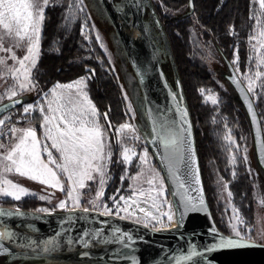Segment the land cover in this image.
<instances>
[{
	"label": "trees",
	"instance_id": "trees-1",
	"mask_svg": "<svg viewBox=\"0 0 264 264\" xmlns=\"http://www.w3.org/2000/svg\"><path fill=\"white\" fill-rule=\"evenodd\" d=\"M180 1L159 0L155 5L152 2L149 3L150 7L147 9L156 17L159 15V20L163 21L161 28L169 46H172L174 67L167 62L161 63V67L171 88L182 99L187 110L205 196L213 220L220 231L229 234L225 212L219 197L217 179L221 177L229 182L233 199L251 225L255 213L256 192L243 157L238 155L233 167L229 163V150L224 140L226 129H230L235 141L245 150L254 148V144L246 111L237 99L232 85L224 75L223 78L228 82L231 90L221 87L219 79L211 78L212 73H209L210 69L206 60L211 53V46L224 62L231 60L232 50L237 43L234 39L229 38L228 30L231 27L238 32L239 51L243 60V56L248 50L245 40L250 29V0H223L220 6L221 0H193L197 7L195 9L189 7L187 11L177 14L168 10L170 5ZM68 2L60 0L58 3H54V0H50L49 6L45 8V19L40 33L39 58L37 67L33 71V79L37 87L34 91H30L27 98H24V103L36 101L57 81L66 82L79 74L88 72L91 76L87 83L89 96L99 113L104 130L111 138L112 156L109 172L115 175L114 183L116 185L117 175L122 173L123 166L119 146L116 143L115 130L118 125L129 120V115L125 108L121 89L107 58L92 32L88 35L82 32L85 20L86 25L90 26V22L78 10L68 11ZM161 3L165 5L166 12L162 10ZM197 18L199 24H196ZM106 23L110 30L115 31L109 19ZM197 26L202 27L204 30L201 31L207 35L203 42L199 33L196 32ZM178 64H182L181 70L178 69ZM128 66L133 72L129 61ZM207 79L210 81L204 84ZM200 87H210L217 91L220 95L218 104L210 107L203 103L198 92ZM256 108L259 117L264 116L261 105L257 103ZM105 113H107V120L104 118ZM34 121L39 135L40 122L38 118ZM262 126L264 135L263 122ZM147 147L152 157V163L147 165L154 171L156 170L159 176L164 177L150 149L149 138ZM142 166L131 167L128 177ZM164 182L167 185L165 179ZM92 185V182L89 183V187ZM115 185L109 189V192ZM1 204L7 207L16 206L19 209L33 210L42 202L35 197H26L20 200L5 198L1 200ZM43 260L21 254L0 256V264H30Z\"/></svg>",
	"mask_w": 264,
	"mask_h": 264
},
{
	"label": "snow or ice",
	"instance_id": "snow-or-ice-1",
	"mask_svg": "<svg viewBox=\"0 0 264 264\" xmlns=\"http://www.w3.org/2000/svg\"><path fill=\"white\" fill-rule=\"evenodd\" d=\"M253 2L258 3L260 9L264 10V0H253ZM49 3L50 0H0V52L10 53L7 59L14 61L12 66H8L7 60L0 57V79H3L5 75L2 69L7 68V73L14 81V84L8 89L10 103H0V114L8 112L17 104H23L24 114L30 115L38 111L41 116L39 135L34 126L19 128L12 125L5 129V123L10 120V117L5 115L0 118V138L8 136L10 133L15 140L10 148L4 143H0V149L4 150L0 152V194L15 200H20L23 195H34L26 188L3 178V173H16L60 191H65L64 183L67 181L70 185L67 189L68 199L73 201L74 206L79 207V194L74 195V193H78V189H84L87 186V181L94 180V173L100 178V187L96 194L97 200L103 196L104 185L107 182V165L111 162L112 156L111 147L105 142V130L99 122V113L85 91L87 87L85 78L81 77L68 84L57 82L51 89L44 92L41 99L37 100L35 104H24L22 99V93L34 91L37 87L33 79V71L38 63L40 32L45 19V8L49 6ZM259 36L261 39L258 42L264 46V31L259 32ZM254 39H256L255 36L250 37V41ZM8 40L14 43L11 47L5 48L4 43ZM13 47L24 49V55L18 57L13 51ZM261 63H264V59L261 60ZM260 75L261 73H256L257 77ZM254 83L249 78L248 91L254 90ZM237 84L239 85V82ZM261 86L264 87V84ZM18 96L21 98L14 99ZM215 102L213 99V103ZM249 109L251 110L250 103ZM252 116L255 121L254 112H252ZM104 118L107 120V113L104 114ZM109 127H111L110 124ZM125 130L135 131L131 125L124 124L117 129V134H123ZM152 131L155 134L152 142L158 143L164 149L162 162L166 163L167 178L174 182L171 195L179 198L175 205L169 204V211L162 215L167 216L168 221L171 222L173 219L171 210L175 206L179 213L177 221L179 224L183 221L186 213L196 209L193 197L189 195L191 183L193 181L199 183L198 168L193 167L195 163L194 152L188 159H185L182 151L184 139L181 135L165 127L160 129L153 127ZM133 138L139 139L140 137L135 136ZM106 147H108L107 152L105 151ZM135 155L136 153L127 147L123 148L121 152L122 161L125 164H131ZM147 156L148 152L145 149L143 154L139 156L141 164L147 163ZM232 159L235 163V157ZM180 165H183V168ZM139 175L140 173H138ZM135 178L133 177V179ZM157 178H159L158 183ZM164 179V177L159 176V173H156L146 181L149 185L148 189H140L139 191L132 189L131 196L121 195L119 200L112 197L116 208L115 212L107 204L100 205L96 201H91V203L94 208H103L101 215H116L125 219L127 216H121V212L127 213L128 216L134 215L128 210L133 204L138 206L137 201L140 197L144 198V202L151 199L153 201L151 207H157L156 201L161 197H164L163 203H167ZM3 185L8 187H3ZM45 198L44 196L40 197V199ZM121 202H123V206ZM199 203L200 205L204 204L202 196ZM59 207H67V202L61 201ZM83 211L87 213L90 209L84 208ZM139 211L144 212L146 216L151 215L144 208H139ZM233 212L236 213L234 217L236 221L242 224L243 220L240 219L238 210L234 208ZM151 218L156 219L155 216ZM136 221L140 222L138 217ZM144 226L148 227V224L145 223ZM212 231L215 233V229ZM233 233L234 235L231 237L216 234L210 246H204L202 252H197L193 247L190 254L177 258L176 264H185L187 261L198 264L194 258L207 259L208 253L218 250L264 247V245L247 242L236 225H233ZM11 236L12 234L9 232H0V239L11 238ZM83 236L87 237V239L82 238L85 247L89 246L90 242L95 241L97 243L118 242L127 248L130 245L126 241L131 242L133 239L130 234L119 228L113 229L114 241L104 236L103 228L93 232L85 231ZM48 243L52 245L54 241ZM2 252H7V249H0V253Z\"/></svg>",
	"mask_w": 264,
	"mask_h": 264
},
{
	"label": "water",
	"instance_id": "water-1",
	"mask_svg": "<svg viewBox=\"0 0 264 264\" xmlns=\"http://www.w3.org/2000/svg\"><path fill=\"white\" fill-rule=\"evenodd\" d=\"M100 2L140 87L143 109L150 129L149 146L164 174L173 205L179 198L171 195L174 182L167 178L166 163L162 162L163 147L152 142L155 135L152 131L153 127L169 128L172 132L181 135L184 139L182 151L185 159L194 152L193 167L198 168L199 183L195 181L191 183L189 195L193 197L196 209L186 213L177 228L154 230L131 220L104 216L100 214L101 212L93 210L87 213L83 210L37 212L0 205V232L12 234L11 238L0 239V249H7V252L0 253V256L21 254L44 259L41 262L72 259L116 264H176V259L190 254L193 247L197 252H202L204 246L211 245L216 234L223 237L233 236L220 231L211 215L202 183L191 122L182 99L171 88L154 50L143 20L144 4L139 3L134 10L130 0H122L121 11L116 7L114 0H100ZM149 3L147 0L148 8ZM189 3L192 6V0ZM225 64L228 74L224 73V77L232 85L237 99L246 111L256 160L264 173V143H261L264 141V135L255 102L231 62L225 60ZM22 99L24 103V98ZM9 103L10 101L7 100L2 104ZM21 105L23 104H17L9 111ZM252 112L255 113V121ZM4 114H0V118ZM180 167L183 168V165ZM112 181L113 177L110 182ZM201 196L203 205L199 203ZM174 208L178 221L179 213L175 206ZM105 221L107 223H103ZM32 226L36 230L30 229ZM99 228H103L104 236L113 241L114 228L130 234L132 241H126L130 246L125 248L118 242L92 241L85 247L82 238L87 239V237L83 236L84 232H93ZM212 229H215V233ZM245 240L264 245L254 240L246 238ZM49 241H54V244L50 245ZM194 260H197L198 264H209V261L211 264H264V247L218 250L208 253L207 259L194 258ZM185 264H193V262L187 261Z\"/></svg>",
	"mask_w": 264,
	"mask_h": 264
},
{
	"label": "rangeland",
	"instance_id": "rangeland-1",
	"mask_svg": "<svg viewBox=\"0 0 264 264\" xmlns=\"http://www.w3.org/2000/svg\"><path fill=\"white\" fill-rule=\"evenodd\" d=\"M59 1L60 0H54V3H58ZM67 1H69L68 11L78 10L87 17V20L90 22V26L86 25L87 22L85 20L82 27V32L87 35L90 32H92L101 51L104 53L105 57L107 58L110 64V68L114 73L118 85L121 89L122 97L125 102V108L127 114L129 115V120L118 125L115 130L116 143H118L119 141L118 146L120 150V159L123 166L122 173L117 175L118 182L115 185L114 183L115 175L109 172V163H108L107 175H106L107 182L104 185L103 196L100 197L99 200H97L96 194L100 187L99 184L100 178L99 176H96V174L94 173L95 179L92 181H87V186L84 189H78V193H74V195L79 194V198H80L79 207L74 206L73 201L68 199L67 189L70 187V185L67 183V181H65L64 183L65 191H60L58 189H53L39 182L28 179L26 177H22L16 173H3V178L9 179L13 183L26 188L30 193H34V195H23L21 199L26 197H35L39 201H41L42 204L35 206L33 209L34 211L37 212H61V211H70V210H83L84 208H88L96 212H103L102 207L94 208L91 201H96V203L100 205L107 204V206L109 208H112L113 212H115L116 208L112 197H115L116 200H119V197L121 195L125 197L131 196L132 189H136L137 191H139L140 189H144V190L148 189L149 185L147 184L146 181L152 178L155 175V173H157L156 170L154 171L150 166H148L150 163H152V157L150 156L147 147L148 138L150 135V129L143 109V97L137 79L135 77V74L129 69L127 56L120 44L116 32L110 30L107 26L106 22L108 20V17L105 13V10L100 0H82V2H80V0H67ZM158 1L159 0H149L148 3L150 2L151 4L152 2L155 5L156 2ZM222 2L223 0L220 1L219 6L222 4ZM161 7L164 12L167 11L163 3H161ZM206 7H208V5H206ZM117 8L122 11L123 3L121 1L118 3ZM187 8H188L187 4L184 3V0H181L180 2H177L175 4L173 3V5H170V9L168 8V10H171L175 14H177L187 11ZM249 10H250L249 11L250 29L248 31L245 40L248 47L247 53L246 55L243 56L244 58L242 60V55L239 51V44H238L239 35L238 32L234 31L233 28L231 27L228 30L229 38L234 39L237 43L235 44L232 50L230 62L247 89L249 87V78H251V80L255 82L253 86L254 90L249 92L255 102V105L257 103L260 104L262 110L264 111V87L261 86L262 84H264V63H261V60L264 59V46H261V43L258 42L261 39V37L259 36V32L264 31V14H262L264 13V10L260 9L259 4L254 3L253 0H250ZM144 16H145V20H144L145 27L149 33L150 39L152 40V44L157 54L159 62L160 63L167 62L172 64V66L174 67V60H173L174 54L172 51V46L171 47L169 46V43L161 28L162 25L161 22L163 23V21L159 20L160 19L159 15H157L158 17L157 18L153 13L151 14L148 9L146 10ZM196 24H199L198 18ZM197 27L199 29L197 28L196 32L199 33L203 42L207 37V35L205 34V32L201 31L204 30L202 27L200 26ZM252 36H255L256 39L250 41V37ZM13 43H14L13 41L8 40L4 43V47L5 48L11 47ZM13 51L16 53L18 57L24 55V49L22 48L17 49L13 47ZM210 51L211 53L209 54L206 63L208 65V68L210 69L209 73L210 72L212 73L211 78L219 79V85L221 87L223 86L228 90H231L228 82L225 81L223 78L224 73H228V69L226 67L225 62L214 51L212 46L210 47ZM9 56L10 53L8 52H0V57H3L7 60L8 66H12L14 64V61H12L11 59H7ZM177 66L179 70L183 68L182 64H178ZM2 71L5 73V75L3 79H0V103L9 100L8 89L14 84V81L12 80L10 74L7 73V68H3ZM257 72L261 73L260 77L256 76ZM81 77L85 78L86 84L91 78L90 74L87 72V73L79 74L72 80L66 82L65 81L64 82L57 81V82L61 84H68L73 81H76ZM209 81H210L209 79L205 80L204 84H207ZM57 82H55L52 86H54ZM51 87L49 89H51ZM85 91L88 92V84ZM173 91L176 93L174 89ZM198 92L201 95L203 103L208 104L210 107H213L218 104L220 95L218 94L217 91L211 89L210 87H200L198 89ZM29 93L30 91L22 93V97L27 98L29 96ZM42 95L37 100H40ZM213 99L216 101L215 103H213ZM36 101L28 102L24 104H35ZM259 101L261 102L259 103ZM5 115L10 117V120L6 121L5 123L4 126L5 129L10 128L12 125H15L16 127L19 128H24L29 126L35 127L34 119L36 118H38V121L41 124V116L39 112L37 111L30 115L24 114L23 105L20 106V109L16 108L14 110H11L5 113L3 116ZM3 116L1 118H3ZM260 120H261V124L262 122L264 123V116H261ZM99 122L103 126L100 116H99ZM124 124L131 125L135 129V131L133 132L131 130H125L123 134H117V129H119L120 126ZM105 135H106V141H105L106 145H110L111 138L106 131H105ZM135 136H138L140 138L134 139L133 137ZM224 140L229 150L230 165L233 167V165L235 164L233 163V159H232L233 157H235V160L238 157V155L243 157L246 165V169L251 177L253 187L256 192L255 213L253 215V224L251 225L248 222L249 220L242 213V210L239 207V205L233 199L232 193L229 189V182L225 181L221 177L217 179L219 197L225 212V219H226L229 235H234L233 225H236L241 235L244 238L264 244V173L257 163L254 148H249L245 150L237 141H235V138L232 136L230 129H226ZM0 143H4L8 148H10L12 144L15 143V140L11 137V134L9 133L8 136L0 138ZM125 147L132 149L136 153V155L133 156L132 158L131 164H125L122 161L121 152ZM145 149L148 152L147 163L141 164L139 160V156L143 154ZM3 151H4L3 149H0V152ZM105 151L106 152L108 151V147L105 148ZM139 165L141 166L143 165V166L140 169L137 168L138 171L132 173L131 176L128 177L130 168L136 166L138 167ZM146 166L148 167L146 168ZM138 173H140L139 176ZM232 175H233V170H232ZM112 177H113V181L110 182ZM122 177L124 178L123 180L121 179ZM133 177L136 178L133 179ZM61 179L63 180L64 178L62 177ZM158 179L159 178H157V183H158ZM91 182L93 183V185L89 187V183ZM114 185L115 187L113 188V190L109 192V189L110 188L112 189ZM3 187L7 188L8 186L3 185ZM165 188H166L167 203H163L164 197H161L158 198L156 201V204L158 206L151 207L153 203L151 199H148L146 202H144V198L140 197L137 201L138 206L137 204H133L132 207H130L128 210L129 212L134 213V215L128 216L127 213L124 212H121L120 215L127 216V218L125 219L131 220L133 222H137L136 218L138 217L140 221L139 224L144 225L145 223H147L148 227L152 229L177 228L178 222H177V216L174 206L171 210L173 213V219L171 222L168 221L167 216L162 215L163 213H167L169 211L168 208L169 204L173 205L169 188L166 184H165ZM9 190L11 189L9 188ZM88 190H90V192H87ZM229 193H231V195H229ZM41 196H44L46 198L40 199ZM5 198H10L12 200H15L11 197H6L0 194V205H2L1 200ZM61 201H66L67 207L65 208L59 207ZM121 205L123 206V202H121ZM13 208H18V207L13 206ZM139 208H144L145 211L147 213H150L151 215L146 216L144 212L139 211ZM234 208L238 210L240 219L243 220L242 224H239L234 218L236 216V213L233 212ZM112 216L119 217L116 215H112ZM152 216H155L156 219H152L151 218Z\"/></svg>",
	"mask_w": 264,
	"mask_h": 264
},
{
	"label": "bare ground",
	"instance_id": "bare-ground-1",
	"mask_svg": "<svg viewBox=\"0 0 264 264\" xmlns=\"http://www.w3.org/2000/svg\"><path fill=\"white\" fill-rule=\"evenodd\" d=\"M30 229L36 230L34 226L30 227ZM30 264H116V263H106V262H98V261H77L72 259H64L61 261L36 262Z\"/></svg>",
	"mask_w": 264,
	"mask_h": 264
},
{
	"label": "flooded vegetation",
	"instance_id": "flooded-vegetation-1",
	"mask_svg": "<svg viewBox=\"0 0 264 264\" xmlns=\"http://www.w3.org/2000/svg\"><path fill=\"white\" fill-rule=\"evenodd\" d=\"M120 1L122 2V0H114V3H115V5H116V7H117V5H118V3H119ZM148 1H149V0H148ZM189 1H190V0H188V3H186V0H184V3L187 4V7H188V8H189V7H190V9H195V8H197L196 5L193 3V0H192V6H190ZM130 2L132 3L134 10L137 9V6H138L139 3H140V4H144V6H145V12H146V10H147V0H130ZM145 12H144V14H145ZM143 20H145V16H144V15H143ZM144 23H145V21H144ZM227 74H228V73H227Z\"/></svg>",
	"mask_w": 264,
	"mask_h": 264
},
{
	"label": "crops",
	"instance_id": "crops-1",
	"mask_svg": "<svg viewBox=\"0 0 264 264\" xmlns=\"http://www.w3.org/2000/svg\"><path fill=\"white\" fill-rule=\"evenodd\" d=\"M52 87H53V86H52ZM52 87H51V88H52ZM86 92H87V91H86ZM87 93H88V92H87ZM88 97L90 98L89 93H88ZM90 100H91V98H90ZM91 101H92V100H91ZM92 103H93V102H92ZM93 104H94V103H93ZM95 108H96V107H95Z\"/></svg>",
	"mask_w": 264,
	"mask_h": 264
}]
</instances>
